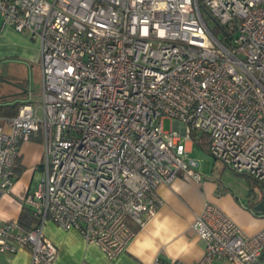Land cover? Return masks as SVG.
<instances>
[{
  "label": "built area",
  "instance_id": "2783aa9c",
  "mask_svg": "<svg viewBox=\"0 0 264 264\" xmlns=\"http://www.w3.org/2000/svg\"><path fill=\"white\" fill-rule=\"evenodd\" d=\"M0 15L39 41L42 78L37 101L0 126V200L21 146L37 134L43 146V177L21 201L35 222H0V254L56 264L51 222L116 260L135 237L128 222L142 228L164 204L160 186L178 173L202 182L192 132L264 195V0H0ZM190 229L203 244L195 264H264V226L246 235L206 204Z\"/></svg>",
  "mask_w": 264,
  "mask_h": 264
},
{
  "label": "crops",
  "instance_id": "0c3cea01",
  "mask_svg": "<svg viewBox=\"0 0 264 264\" xmlns=\"http://www.w3.org/2000/svg\"><path fill=\"white\" fill-rule=\"evenodd\" d=\"M0 64L24 66L30 70V78L35 74L39 76L40 88L42 78L39 41L3 26L1 15ZM30 78L20 86V93L13 95L11 99H0V110L30 101ZM5 118L7 116L0 112V126ZM193 147L190 142L188 148L191 153ZM42 160L41 136L33 135L20 148L15 165L17 179L11 193L0 200V222L18 221L23 214L30 218L33 225L35 220L21 201L43 177ZM251 183L255 185L252 181ZM157 193L164 204L144 227L138 228L131 224L135 237L126 251L114 261L108 260L97 246L87 244L77 231L62 230L47 222L43 233L58 250L56 264H82L84 261L88 264H152L157 257L167 263L195 264L203 257V244L190 227L194 216L200 214L206 204L219 208L246 235H254L264 226V214L254 210L264 202V195L260 190L259 195L253 192L252 195L249 193L244 199H240L229 191L221 192L218 185L212 182L202 179L201 183H195L178 173L170 186H160ZM0 264H30V253L23 249L13 255L0 254Z\"/></svg>",
  "mask_w": 264,
  "mask_h": 264
},
{
  "label": "rangeland",
  "instance_id": "374dc122",
  "mask_svg": "<svg viewBox=\"0 0 264 264\" xmlns=\"http://www.w3.org/2000/svg\"><path fill=\"white\" fill-rule=\"evenodd\" d=\"M202 16L210 32L223 42V33L214 21L204 12H202ZM29 71L19 64H0V99H11L13 95L20 93V86L28 82L30 78ZM29 85L30 100L37 101L39 95V76L37 74L30 78ZM162 125L166 132L172 129V123L169 120H164ZM190 157L198 162V172L202 179L218 185L221 192L229 191L240 199H244L249 193L251 195L253 192L256 195L260 194L257 186L253 185L250 179L225 168L197 146L193 147ZM128 224L131 226L130 221Z\"/></svg>",
  "mask_w": 264,
  "mask_h": 264
},
{
  "label": "trees",
  "instance_id": "16d2710c",
  "mask_svg": "<svg viewBox=\"0 0 264 264\" xmlns=\"http://www.w3.org/2000/svg\"><path fill=\"white\" fill-rule=\"evenodd\" d=\"M19 104H14L12 106L3 107L0 112L1 115L7 116V117H14L17 114ZM191 142L194 146H197L199 149H201L203 152L209 155L208 153V145L209 141L205 134L199 133V132H192L190 135ZM27 215H23L20 217L18 222L23 225L24 227H30L32 226V221L29 220L30 218Z\"/></svg>",
  "mask_w": 264,
  "mask_h": 264
},
{
  "label": "water",
  "instance_id": "95a60500",
  "mask_svg": "<svg viewBox=\"0 0 264 264\" xmlns=\"http://www.w3.org/2000/svg\"><path fill=\"white\" fill-rule=\"evenodd\" d=\"M202 11L205 14H207L209 16V18H211L214 21V19L204 9ZM214 23L221 30V32H223V30L221 29V27L215 21H214ZM254 210L256 212H260V213L264 214V202H262L261 204H259L256 208H254Z\"/></svg>",
  "mask_w": 264,
  "mask_h": 264
}]
</instances>
